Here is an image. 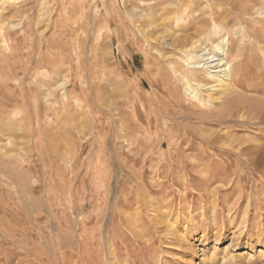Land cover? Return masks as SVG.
Listing matches in <instances>:
<instances>
[{
    "label": "rangeland",
    "instance_id": "rangeland-1",
    "mask_svg": "<svg viewBox=\"0 0 264 264\" xmlns=\"http://www.w3.org/2000/svg\"><path fill=\"white\" fill-rule=\"evenodd\" d=\"M140 1L152 3L153 12L163 4L179 16L190 13L196 26L218 27L213 42L202 43V54L217 43L224 47L228 56L219 53L212 60L232 64L235 81L225 90L241 97L219 122L201 125L186 111L172 107L171 116L165 107L160 77L185 84V68L179 63L175 72L168 61L155 66L164 60L133 28L144 12ZM232 45L242 50L229 57ZM263 85L264 0L0 2V238L33 235L21 249L7 251L8 260L1 255L0 264H58L54 245L44 237L59 230L75 234L78 243L79 203L86 204L81 216L96 236L85 248L62 240L59 258L80 259L75 264H264ZM201 107L218 110L221 102ZM201 133L222 137L215 152L233 140L232 147L246 148L248 155L235 168L216 157L218 166L208 172ZM124 169L142 175L122 177ZM121 187L131 192L120 193ZM154 198L158 209L152 212ZM111 199L125 207L92 213L96 202ZM129 218L135 220L131 225L123 222ZM185 239L194 242L197 254ZM90 252L98 255L94 261L81 259ZM30 253L36 258L25 255Z\"/></svg>",
    "mask_w": 264,
    "mask_h": 264
},
{
    "label": "bare ground",
    "instance_id": "bare-ground-1",
    "mask_svg": "<svg viewBox=\"0 0 264 264\" xmlns=\"http://www.w3.org/2000/svg\"><path fill=\"white\" fill-rule=\"evenodd\" d=\"M23 1L24 0H0V2H3V5H16V6L18 4L20 5ZM138 4L140 6H142V7H144V12H142V13L137 15L139 19L137 18L138 20L133 23V28L136 29V31L138 32V35H140V41L143 42V44L148 48V50H150L152 52L157 51L159 53V57L162 60H164L163 62H160V63L157 62L155 66H159L161 68L162 66H165V64L168 61V64H171L172 66H174L173 67V71H175V72H176L175 69L178 68V66H179L178 64L179 63L182 64L183 68H185V71H183V73H182L184 79H186L185 80L186 81L185 84L182 83V80H181L182 78H180V81H178L179 85H177L176 83L173 84V83H171L169 81L170 80V76L169 75H163L162 77H160L159 88L158 89H159L160 93L162 94V96L167 100V102H168L167 104L170 105V106L167 105L165 107L170 112L171 116L174 115V113L172 111V107H175L178 110L180 109V110H182L184 112L186 111V116H187V118L189 120H191V119L195 120V121L199 122L201 125H207V124H210L211 122H219V120L224 118V115H225V113L223 112L224 109L227 106H230L231 103H233L236 100V98H239L238 101H240L241 97H232L233 93H234V91L232 90L233 88L231 90H228V91L225 90V88H227L232 82L235 81L234 80V76H235L234 73H236V72H235V69L234 68L232 69V67L230 66L231 63L229 64V63L223 61V59L212 60L214 58L213 55H216V54H219V53H222L224 55L227 54L225 52V50H224V47H222V45L217 43L214 46V50L212 52H208L207 54H202L206 50L205 48L202 47V45H203L202 43L206 42V41H210L211 42L213 37L215 38L217 33H218L217 32L218 27H216L214 25L213 26L214 28H209V24L208 25L206 24L203 27L196 26V25H198L197 22L192 23L189 20L190 13H188L186 15L183 14L184 16H179L175 12L169 11L167 9V7L164 6L163 4H161L160 6L158 5L159 6V10H158V7H157V11L158 12H155V11L153 12V10H154L153 6L151 7L152 3H146V2L140 1ZM77 5H79V4H77ZM135 5H137V4H135ZM133 10H134V7H133ZM214 17L215 16L211 17V20H212L211 22H213V23L215 21ZM218 17H220V16L218 15ZM218 17H217V19H218ZM184 23H185L184 27L181 28V24H184ZM124 33H125V31H124ZM132 33L134 34L135 32H132ZM165 34H170V36H164ZM120 35H121V33H120ZM122 35H123V33H122ZM134 37H135V35H134ZM125 38L127 39V37H125ZM119 41L121 42V40H119ZM136 42L138 43V39L136 40ZM212 42H213V40H212ZM133 43H134V40H133ZM250 47L247 46V48H250ZM230 48L231 49H229V54H230L229 57L232 55L234 50H237V51H241L242 50L240 47H237V49H236V47L234 48V46L230 47ZM198 53H199V55H197ZM227 56H228V54H227ZM75 58H79V57H75ZM78 72H79V67H75V77H77V75H79ZM251 83H253V84L257 83V81L256 82L252 81ZM80 90L81 89H80V87L78 85V82H75V93L76 92H80ZM205 94H207V96H205ZM185 96L188 97L189 101L185 100L186 99ZM200 97H202L203 100H201ZM197 98H198V100H197ZM242 100H243V98H242ZM216 101L217 102H221V108L218 109V110L209 111V110H206V109H202V107H201V106L205 105V102L213 103V102H216ZM253 102H255V107L256 108L260 107V102H257L255 100ZM162 104L165 105L164 103H162ZM155 105H156V103H155ZM143 111L145 113V110H143ZM152 111H154V109ZM93 112H94V110H93ZM214 116H216V117H214ZM95 118H96V116H95ZM160 119L162 120V118H160ZM145 125H146V123H145ZM148 126H150V125H148ZM164 128H165V126H164ZM201 135H202V137H201L202 138V141H201L202 142V146H204V149L205 148L207 149V152H203V154L201 153V158H202V160H204V162L209 164V168L206 169L208 172L218 166V163L214 162L216 157L223 158V161L225 162V165L227 167L231 168L232 167V165H231L232 163H233V167H234L235 166L234 162L236 160H241V158H244L246 155H248V152H247L246 148H243V147L239 148L238 147L237 149H235V148L232 147L234 141L233 140L229 141L228 139H227L229 141L228 144L227 145L223 144V145L227 146V149L226 150L223 149V147L220 145V147H219V149L221 148L220 151L215 152V151H213L214 148H215L214 145L222 143L223 142L222 137L221 136H217L215 138H212L210 134L206 135L204 133H201ZM232 135H230V136H232ZM171 136H173V135H171ZM113 142H114V140H113ZM119 144H120V141H119ZM118 147H120V146H118ZM118 150L121 151L120 149H118ZM198 152H200V151H198ZM117 153H119L121 155L120 152H117ZM191 156H192V154H191ZM245 160H246V158H245ZM241 161H239V162L241 163ZM245 162L247 163L248 161L246 160ZM249 165L252 166V164H249ZM246 168L247 169H245V168L244 169L247 170V173L250 172L248 170V167H246ZM227 169H229V168H227ZM239 173L241 174V172H239ZM98 174H100V173H98ZM107 174H108V172L106 173V175ZM121 175H122V177L124 176V177H129V178H132V179H136V178L140 177L139 175H142V174H141L140 171H138V173H137V172L133 171L132 169H129V170H125L123 172V174L121 173ZM263 175H264V173H263ZM105 178H107V177H105ZM260 178L263 179V177H260ZM235 180L236 179H234V180L230 179L229 182L234 183V186H235L236 185ZM237 181H239V179H237ZM130 192H131V190L126 189L124 187L120 190V193H123V194H128ZM159 194H160V192L158 191V193L156 195L159 196ZM155 200H156L155 198H154V200H149V204L151 205V211L152 212L155 211V209H158V208H156L157 207L156 205H157L158 202L155 203L154 202ZM110 201H112V199ZM78 203L79 202H77V204ZM119 204H120L121 207H125L126 203L123 200L121 201V200H117V199L113 200L110 204L107 203V202H98V203L96 202L94 204L92 213H94V211L96 212V210H100L101 211V210H107L108 208L114 209ZM78 208L80 210V215H79V218H78V224L76 226L77 227L79 226V228H81V229L79 230L80 232L78 233L77 239H76L78 241V243L77 242L76 243L78 244V246H80V248H85V247H87V246H89V245H91L93 243V241L95 239V236H96V232L94 231V229H92L93 228L92 225L89 222H86V220H88V218L87 219L86 218H82V216H81L82 213L84 212V209L86 208V204L79 203L78 204ZM70 210H72V209H70ZM93 216H94V214H93ZM121 218H122L121 216L118 217V219L122 220ZM102 219H104V218H102ZM94 221H96V220H94ZM134 221L135 220H132V219L129 218L128 221L124 220L123 222H128L131 225ZM120 222H122V221H120ZM99 235H101V234H99ZM30 239H33V235L31 233H29V234L28 233L27 234H20V233L12 234V233H8L5 236H3L2 239L0 238V261L2 260V258H1L2 256H4L3 261L8 260L9 257H8V255L5 254L7 251L11 252L12 248L21 249L22 248L21 247L22 241H27V240H30ZM37 239L39 240L38 236H37ZM44 239H46V241L49 242L50 246L54 245V248H55L54 254H55L56 258H57L56 262L58 264L60 263V261H62L63 263L64 262H71V263H74V264L78 263L80 261V259L68 256V255H66L65 257H60L59 258L60 253L62 251H64V248H65L63 246L62 240L63 241L68 240V241H72V242L75 243V234L70 233V232L67 233V234H64V233H62L61 231L58 230V233L56 234L55 237L50 238L48 236H45ZM216 241H217V239H216ZM185 242H186V245L190 249L193 250L194 254L198 253L197 250H196V246L193 244L194 242L191 243L189 239H185ZM236 244L233 246V248L235 250L238 249ZM25 248H27V247H25ZM29 249H30V247H29ZM91 252L89 254L82 255L81 259L84 260L85 262H88V263L90 261H94L97 258L98 255L92 254ZM25 255L31 256V258H36V255H33L31 253L30 254H25ZM19 262H21V261L19 260ZM108 264H115V261L114 260H110L108 262Z\"/></svg>",
    "mask_w": 264,
    "mask_h": 264
}]
</instances>
